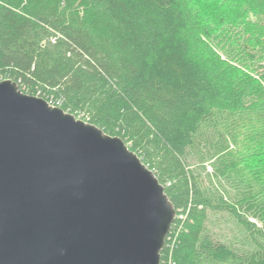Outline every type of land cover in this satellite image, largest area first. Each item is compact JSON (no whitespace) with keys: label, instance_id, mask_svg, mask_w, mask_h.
Returning <instances> with one entry per match:
<instances>
[{"label":"trees","instance_id":"trees-1","mask_svg":"<svg viewBox=\"0 0 264 264\" xmlns=\"http://www.w3.org/2000/svg\"><path fill=\"white\" fill-rule=\"evenodd\" d=\"M246 1L211 26L217 8L197 22L184 0H0V81L121 139L163 186L160 264H264V171L240 168L264 161V0Z\"/></svg>","mask_w":264,"mask_h":264},{"label":"water","instance_id":"water-1","mask_svg":"<svg viewBox=\"0 0 264 264\" xmlns=\"http://www.w3.org/2000/svg\"><path fill=\"white\" fill-rule=\"evenodd\" d=\"M174 220L121 139L0 81V264H160Z\"/></svg>","mask_w":264,"mask_h":264},{"label":"rangeland","instance_id":"rangeland-1","mask_svg":"<svg viewBox=\"0 0 264 264\" xmlns=\"http://www.w3.org/2000/svg\"><path fill=\"white\" fill-rule=\"evenodd\" d=\"M184 1H185V3H187L189 9L191 10V12L194 15V19L197 22L199 20V16H198L199 13L200 14L202 13L205 15L208 13V16H206V17L208 20H210L211 26H216L218 24V21H217L218 19L212 18V16H211L212 14L221 15L223 13H227L228 15H230L231 13H233V11H235V12H239L240 10L246 11V9L248 8L246 0H184ZM198 4L199 5L201 4L202 8H200L198 6ZM196 5H197V7H195ZM212 7L217 8V11L213 12V11L207 10L206 11L207 13L205 11H202L206 8L211 9ZM224 8H226V9H224ZM248 17H250V20L252 22L258 23V21H259V16L256 12H254L253 14L248 13ZM211 26L207 30L204 29L205 33H206V35H205L206 36V42H208L207 44L214 50V52L223 56L224 54L221 52V51H223V49H221V48H224L223 46L225 45V43L222 40H220L219 32L216 31L215 29H213ZM258 32L259 33L261 32L260 28L255 30L253 32V34H257ZM231 37L228 36V38H227L229 46H232V40H231L232 38ZM262 44L264 46V40H263ZM260 82L262 85L264 84L261 79H260ZM77 119L80 120V118H77ZM261 141H262L261 144H260V142L258 144L256 142L254 143L256 145L257 149L258 148L263 149L262 145L264 144V142H263L264 139H262ZM246 151H247V148H244L243 154L246 153ZM249 153H251V152L249 151ZM247 156H248V152H247ZM247 156L244 155V156L240 157V168L244 174L251 173L249 175H252V174L259 172L261 170L264 171L263 159H262V162H260V163H258V161L256 159H249V161L252 160L251 161L252 166H247V164L243 163V160L246 159ZM207 171H210V168H207Z\"/></svg>","mask_w":264,"mask_h":264}]
</instances>
